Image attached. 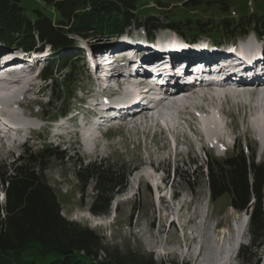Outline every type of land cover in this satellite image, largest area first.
<instances>
[{
  "label": "rangeland",
  "instance_id": "obj_1",
  "mask_svg": "<svg viewBox=\"0 0 264 264\" xmlns=\"http://www.w3.org/2000/svg\"><path fill=\"white\" fill-rule=\"evenodd\" d=\"M241 1L243 2L244 0ZM153 2L154 0H147L148 6H152ZM237 4L236 0H232L231 17L234 19L240 14ZM256 5H258L257 2ZM20 6L25 10V15L33 21L37 18V11L55 19L57 16L53 8L47 6L41 0H20ZM248 11L256 12L258 8L252 3ZM259 13H264V5H261ZM218 18L222 20L224 16ZM142 31L143 29L134 30V27H132L131 30L125 32H132L130 33L132 37H143ZM156 36L157 42L159 41L158 44L162 46L172 43L171 40H176L182 48L212 47L209 46L208 40H201L202 42H199L196 46L184 44L183 38L170 30L157 31ZM126 38V34H124L120 36L119 40L123 42L127 41V43L131 42ZM246 39H249L246 43H251L255 39L259 41L258 35L251 32L245 38H241L239 41L236 39L233 42L237 41L240 45L242 40ZM113 40L115 39L99 38V36H92L88 40L75 38L70 48H66L60 53L59 59L66 56V59L60 64L69 61L71 64H81L79 66L76 65L78 76L75 78L76 82L74 84H76L77 90L74 93L75 98L70 103L69 112L74 113L76 110L78 111L80 109V98H82L87 89L90 92L92 90L90 75L85 62L82 61L83 56L79 57L80 61L72 60V56L83 55L82 52L87 46L100 47L107 45L110 50L119 49L116 45L105 44V42L113 43ZM259 42L264 45V41ZM230 43L228 42L226 47H230ZM119 45L127 46V44ZM46 49L48 47H45ZM31 58H36L37 61L41 58L48 60L47 55H43V57L33 55ZM245 65L240 64L243 73L251 74L248 76L258 77L263 74L262 67L252 68L249 65L244 68L243 66ZM258 73L260 74L257 75ZM226 83L223 82V84ZM43 84L46 85L45 81H38L36 86L31 88V91L35 93L38 86ZM55 89L58 88L55 87L54 91ZM206 89L202 97L205 94L208 95V86ZM224 90L221 91L223 94ZM228 90L231 93H240L237 99L241 100L242 98L243 100L245 96L244 100H248L249 94H251V97L256 100V92H246L243 90H239L238 92L233 89H226L225 92ZM58 91L56 90L55 92L56 99ZM24 95L19 101L23 102L24 100L27 103L30 99H34L33 97L35 96L30 93ZM49 96L50 90L45 89L44 96L40 95L37 97L38 102L42 106L44 105V111L50 113L48 117H46V113L44 112L39 113L37 106L25 109L13 108L15 112L42 117L45 122L31 121L34 127L32 131L35 130L32 134L35 141L30 142L29 145L7 149L1 144L0 165H10L20 154H24L26 147L34 151H38L43 146L52 145L55 148L52 140L48 139L45 129L42 130L41 128L49 125L46 121L53 120L54 115L55 117L58 114L61 115L67 109L66 104L68 105V103L66 97L68 94L64 91L60 95L62 99H57L59 102L53 101L48 106L46 103ZM199 99L200 97L198 96L192 98L196 102ZM202 102L210 103L212 107H220L214 105V102L218 101L204 102L202 98ZM222 108L224 114L221 113L224 116L221 117V120L224 123L225 134L228 136V145L225 144L226 141L213 142L212 140H207L208 144L201 142V146H205L204 151L218 158H225L228 155L236 153L239 146L247 152L246 146L250 144L254 150L256 161L264 162L262 145L264 144V139L260 140L256 136V129H254L256 128L254 119L258 114L257 112L261 110L258 111L256 109V115L252 120L253 123H251L249 114L254 113V108L249 107L250 110L248 111V107H245L244 111L225 105ZM230 112L232 117L229 116ZM69 117L70 115L67 114V118ZM81 117L82 115L79 118ZM165 122L170 127L173 126V130L179 127L175 131L176 133L173 134L171 132L169 136L162 134L160 130L131 133L126 126L125 129L121 128L118 131H111L109 135L114 137V139L104 141L103 147L99 151L96 149L93 152L89 142H86L85 147L77 140L66 151L67 156L63 161L56 158L51 159L45 170V178L58 196L62 215L71 222L93 230L101 238V245L109 251L117 249L123 254L136 253L144 257L152 256L157 263L162 262L166 264H209L208 258L210 256L216 260L214 261L215 264H242V260L239 258V251L241 247L251 246V233L249 229L251 212L245 213L233 209L229 195H224L217 200L212 199L206 176L205 163L207 160L205 153L196 152L189 148L191 153L187 154V148L184 144L186 139L181 137L178 132H187L185 126L187 122L183 121L180 126L175 122L174 118L173 122L171 120H165ZM36 129H41V131ZM93 132V130L89 132L88 136L94 137L91 134ZM117 135L118 137H116ZM36 137H39L40 140ZM192 138L194 139L193 135ZM175 139L178 141V149L180 150L178 151L179 153L177 152L176 157H174L173 149V141ZM190 144L192 145V143ZM62 151H64V148H61L59 152ZM95 162H101L103 165H117L119 169H124L127 173L126 184L118 194L113 196L109 213L107 214L96 215L92 212L91 208L95 199V183L91 181L87 186H84L77 175L81 164L92 163L90 165H93ZM164 178L167 179V182H162ZM152 181L158 185V189H155ZM157 196L164 197L161 199L160 205L156 202ZM115 208L116 210H114ZM173 215L175 216V222L170 226L169 221L173 220L170 217ZM238 238L242 241L241 245L235 249L232 259H229L228 248L231 247L230 245L235 244ZM249 253L255 254V259L259 260V264H264V240L258 243L257 249L249 250Z\"/></svg>",
  "mask_w": 264,
  "mask_h": 264
},
{
  "label": "trees",
  "instance_id": "obj_2",
  "mask_svg": "<svg viewBox=\"0 0 264 264\" xmlns=\"http://www.w3.org/2000/svg\"><path fill=\"white\" fill-rule=\"evenodd\" d=\"M41 1L53 8L56 19L37 11V18L30 20L20 0H0L3 46L30 51L50 45L58 51L70 46L75 38L118 37L132 27L145 30L151 39L157 30L169 29L183 32L191 43L206 35L215 44L245 29L264 32V13H259L264 0H236L241 14L238 19L231 17L232 0H154L152 6L147 0ZM252 3L258 11H248ZM221 16L222 20L218 18ZM70 65L49 67L44 78L59 86L57 75L70 70L63 74V87L68 93L75 70ZM63 155L58 149L45 147L27 152L10 165H0V192L6 196L5 204H0V264H166L157 263L152 256L109 251L93 230L62 215L55 190L44 172L50 159L63 160ZM206 166L213 200L229 195L233 208L251 210V246L241 247L239 258L242 264H259L249 250L257 249L264 240V162L256 163L253 154L247 157L239 148L225 159L209 156ZM126 174L117 165L79 167L77 175L82 184L95 183L91 208L94 214L109 212L113 196L125 185Z\"/></svg>",
  "mask_w": 264,
  "mask_h": 264
},
{
  "label": "bare ground",
  "instance_id": "obj_3",
  "mask_svg": "<svg viewBox=\"0 0 264 264\" xmlns=\"http://www.w3.org/2000/svg\"><path fill=\"white\" fill-rule=\"evenodd\" d=\"M171 42L172 43L167 44L169 47L175 48L177 50L180 49L181 46L178 45L176 40H173V41L171 40ZM246 47H247V49L244 50V52L247 54V56H249V57L246 56L247 58L251 59L252 61L254 60L253 57L260 58L259 55H252V54L256 53L255 50H253L254 46L252 45V43H248L246 45ZM149 57H150V60H153V61L156 60L155 56H153V55L149 56ZM180 59L182 60L181 57H180ZM204 67L205 66H203V68ZM185 70H189V72H191L193 69H192L191 66H188V65H183V66H180V67L176 66V61L172 57H168L167 58V62H166L165 65H157L156 66V71L157 72H159V73L167 72L170 75L174 76L176 78V83L180 80L181 72L185 71ZM255 71H257V70H255ZM9 78L10 79H7V78L0 79V111L6 112L10 118L16 119L18 117L14 113V111L11 109L10 105L12 104V102H17V101L22 103V101H19V100L21 99V97L24 94L29 92L30 88L27 87V82H26L27 80L26 79H29L30 76L27 77V78H24V79H18V78L17 79H12V76H10ZM3 79H4V81H3ZM98 82H99V84H101L100 80H98ZM238 88L245 89V90L254 89L253 86L243 87V88L239 86ZM127 90H131V88H128ZM221 91H223V88L217 87L216 85L208 86V92L207 93H208L209 96L207 94H205V96L202 97L203 101L204 102L205 101H219L221 98L222 99H227L229 96L232 97L231 99L239 100L237 98L240 95V93L238 94L237 92H234L232 95L231 94L227 95L226 93L223 94ZM130 94H132V95H130ZM244 94H243V96H244ZM101 95L102 94H98V96H101ZM129 96H133V93L128 92V93H126V94H124L123 96H120V97H111V99L107 101L108 105L114 106V105L122 104V102L123 103L124 102H128V103H131L132 105H135L137 103L140 104V105H145V102L143 101V98H144L143 96L136 95L133 98H127ZM244 99H245V96H244ZM241 100H242V98H241ZM256 100H254L251 97V94H249V99L247 100L248 108L249 107L250 108H254L255 111H256V109H258V111L261 110L260 112L256 111L258 113L257 116L254 119V125H255L256 128H254V126L252 125V127L254 129H256L255 131L257 132L258 137L261 140V139H264V100L263 99H260V100L256 99ZM197 105H199V106L196 107V109L198 111L201 110V111H204L206 113L203 116L204 118H201V123H202V126H203V133H204L205 140L206 141L207 140H212L213 142L214 141L215 142H225V141H227L228 136L225 134L226 132L224 130L223 122L221 120V117H222L221 114L222 113L218 112V110H211V111L207 112L203 108L202 104H197ZM163 110H165L164 107L158 109V112H161ZM76 112H77V110H76ZM185 113L186 114H190L189 108H187ZM161 117H162V119H164L166 121H168V120L170 121L171 120L172 122H173V118H174L173 116H169L167 114L166 115H161ZM19 123L22 124L24 127L28 128V129H33L32 126H30L31 124H29V123H25V122H19ZM19 131L21 133L23 132L22 129H20ZM90 132H92V131H90ZM88 133L89 132H87V134ZM91 134H92V136H96L97 135L94 132L91 133ZM180 154H182V153H180ZM152 183H153L155 189H158V185L154 184L153 181H152ZM162 198H164V197H161V196H157L156 197V202H157L158 205L161 204V199ZM170 218L174 220L175 216L173 215ZM174 222L175 221H173L171 223V225H173ZM235 242H236L235 244L230 245L231 247L228 248V250H229L228 251V258L229 259H232L233 254L235 253V249L238 246L241 245L242 241H241L240 238H238V239H236ZM235 258H236V256H235ZM208 260H209V264H215L214 261H216V260H214L212 256H210L208 258ZM228 261H230V260H228Z\"/></svg>",
  "mask_w": 264,
  "mask_h": 264
}]
</instances>
